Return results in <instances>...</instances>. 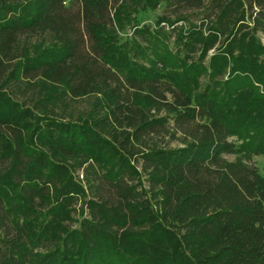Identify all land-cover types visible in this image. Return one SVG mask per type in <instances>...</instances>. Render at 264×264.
I'll use <instances>...</instances> for the list:
<instances>
[{
	"label": "trees",
	"instance_id": "16d2710c",
	"mask_svg": "<svg viewBox=\"0 0 264 264\" xmlns=\"http://www.w3.org/2000/svg\"><path fill=\"white\" fill-rule=\"evenodd\" d=\"M260 35L264 0H0V264H264Z\"/></svg>",
	"mask_w": 264,
	"mask_h": 264
},
{
	"label": "rangeland",
	"instance_id": "374dc122",
	"mask_svg": "<svg viewBox=\"0 0 264 264\" xmlns=\"http://www.w3.org/2000/svg\"><path fill=\"white\" fill-rule=\"evenodd\" d=\"M161 9H157L154 11V13H150V18H153V16L157 13H160ZM148 20V19H147ZM128 32H130L131 28L126 29ZM260 38L262 42L264 43V36L260 35ZM232 157V156H230ZM254 162L258 166L260 172L264 175V155H257L253 157Z\"/></svg>",
	"mask_w": 264,
	"mask_h": 264
}]
</instances>
